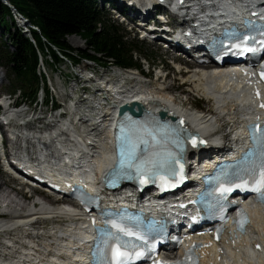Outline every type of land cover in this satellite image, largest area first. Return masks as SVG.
<instances>
[{"label":"bare ground","instance_id":"obj_1","mask_svg":"<svg viewBox=\"0 0 264 264\" xmlns=\"http://www.w3.org/2000/svg\"><path fill=\"white\" fill-rule=\"evenodd\" d=\"M137 1L141 5L139 10H136V7L132 5V0H121L117 3V6L119 8L126 7V4L130 6L132 9H128L129 20L133 21L137 18L143 24V27L154 36H163L166 39L175 40L173 36L176 35V29L171 16L189 18V10L186 6L182 11L172 12L168 0L162 5L158 4L156 0L150 1L147 5L144 4L143 0ZM184 2L187 5L191 0H185ZM146 6H149L148 9H146ZM176 38L181 40L182 43L185 42L181 35L176 36ZM128 74L131 76L136 75L134 72ZM161 79L163 80V78ZM185 82L190 84L191 92L205 101H209L206 110L195 107L194 109H188L177 103L171 96L166 95L165 89L161 88L158 89L160 91L155 92L150 84L139 86L141 94L131 99L142 102L157 101L161 104L162 109L166 110L168 116L176 114L183 116L190 123V127L201 132V135L205 138L202 153L208 152L211 156L206 155V158L211 159L214 154L206 149L215 146L216 151L222 152L225 148L222 141L226 138V135L233 134L234 129L238 128L242 119L256 110L251 97H248L247 94L250 90L255 92L258 89L261 90L260 85L248 73L227 74L222 73L221 70L210 72L207 69L190 72L185 78ZM84 83H89L97 96H100L99 99L104 97L102 95L106 93L105 87L93 83L87 77H85ZM71 92L73 94L68 97V100L70 99L72 102L69 103L70 110L68 106L66 107L68 112L71 113L68 115L74 116L77 122L81 123L79 124L81 128L79 131H83L78 132L74 128L73 132L76 133L75 136L77 135L80 138L79 143L84 145L82 149L89 150L91 148L96 153L89 164L91 168H94V171L92 170L93 174L97 175L109 165L108 151L110 146L108 143L110 140L106 136L103 137L102 134H98L96 138L102 136V140L96 144V139L85 137L86 123L80 121L83 119L78 111L79 109L85 110L89 106H84L85 103L82 99L74 94V87H72ZM131 99L125 98L119 103L113 102L117 105L110 103L113 109L111 112L114 113V110H117V107L121 104L130 103ZM99 103L100 101L95 102L96 107L99 106ZM25 106H28L27 102ZM72 110H75V113L72 114ZM20 115L21 113L17 116ZM34 117L39 123L44 119L42 105L37 109ZM55 117L52 115L50 118ZM72 120L69 118V124L76 127V125H73ZM75 141H78V139L76 138ZM94 143L96 149H94ZM36 152L37 149L31 147V153L35 154ZM49 153L57 157L60 151L57 149V151L52 153L50 151ZM196 155L191 154L189 156L190 164L196 161ZM18 163L19 165L23 164L20 160ZM209 163L205 165L208 170L210 169ZM3 185L1 184V191ZM41 199L42 202L35 206L32 205V202L26 203L23 196L11 199L8 193L5 197L4 194H0V207L6 204L5 207H2L0 213L10 215L7 220L0 219V264H90L87 255L90 242L89 240H81L83 237L82 232H84L81 230L82 228L73 229V226H76L79 221V214L70 212L65 206L47 200L46 197ZM255 211H257L255 222L249 227L246 234L232 233L228 238L217 244L206 241L209 246L202 252L204 264H264V207H259ZM256 247L259 250H256Z\"/></svg>","mask_w":264,"mask_h":264},{"label":"trees","instance_id":"obj_2","mask_svg":"<svg viewBox=\"0 0 264 264\" xmlns=\"http://www.w3.org/2000/svg\"><path fill=\"white\" fill-rule=\"evenodd\" d=\"M5 1L38 30L30 31L33 44L15 26L11 9L0 1V65L8 72L10 91H19L31 102L41 82L45 86L44 76L40 78L36 70L39 54H49L51 62H45L50 66L61 62L56 50L73 63L80 57L100 60L87 50L75 51L67 42L70 36L83 38L88 49L112 59L121 68L140 67L133 57L139 47L125 40L124 32L103 16L95 0Z\"/></svg>","mask_w":264,"mask_h":264},{"label":"snow or ice","instance_id":"obj_3","mask_svg":"<svg viewBox=\"0 0 264 264\" xmlns=\"http://www.w3.org/2000/svg\"><path fill=\"white\" fill-rule=\"evenodd\" d=\"M260 34L264 36V31ZM235 35L234 33L229 34V39ZM249 38L247 35L238 37L240 42L234 44L233 47L239 49L241 54L257 51L256 48L248 46ZM251 39L255 41L256 37L251 36ZM261 76L264 78V70ZM261 106L264 107V105ZM119 130V155L121 157L118 164L119 171L129 176L138 174L141 177L145 174L161 177L176 174L175 164L178 161L173 154L156 150L158 145L167 143L171 136L168 130L162 126L152 129L136 122L121 125ZM256 131L258 130L253 132V139L254 143L259 145V150L255 153L250 152L243 162L233 165L235 170L231 173L225 170L222 176L229 186L221 187L219 190L221 194L231 192L234 188L250 191L256 194L258 202L264 203V133L257 136ZM141 145H144L143 149ZM193 146H195V141H193ZM253 155L255 159H252ZM220 179L221 177L218 176L217 180ZM144 182L143 179L140 180V183ZM244 223L246 220H241V227ZM105 224L106 228L99 230L100 238L96 249L98 264H132L135 259L144 255L143 252L136 250L141 245L136 244L132 239L135 237L136 241H142L143 236L117 221L108 220ZM144 242L146 243V240Z\"/></svg>","mask_w":264,"mask_h":264},{"label":"rangeland","instance_id":"obj_4","mask_svg":"<svg viewBox=\"0 0 264 264\" xmlns=\"http://www.w3.org/2000/svg\"><path fill=\"white\" fill-rule=\"evenodd\" d=\"M3 4H5L7 7H9L12 11V7L5 1V0H0ZM97 7L100 9L101 13L103 14L104 17H106L109 20H114V18L109 17L110 15V11L106 10L105 5H103L101 3V0H95ZM112 18V19H110ZM118 24L119 22L116 21ZM120 25V24H119ZM119 29L124 31V33L126 34V39L128 42H134L133 38L134 36L132 34H130L128 32V28H124V26L120 25ZM1 30V29H0ZM1 36V34H0ZM67 42L69 44V46H71L75 51L76 50H84L96 57L98 59V57H100V55L94 53L93 51H91L90 49H88L85 40L79 36H70L67 37ZM138 39V38H137ZM139 40V39H138ZM136 43V41L134 42V44ZM136 45L139 47V49L133 54V57L135 58V60L138 62V64H140L139 61V57L141 58H145L149 64H154V65H158L160 66L161 64H164L167 69H171L170 65L164 61V58H162V55L160 54L159 51L155 50V47L153 45H148L145 42H140L138 41V43H136ZM56 52V51H55ZM48 54V53H47ZM44 57V56H43ZM61 58V62L59 64H55L53 66L48 65L47 63H44L45 66L44 68L41 67V64H39L40 67V73H43L42 70H44V77L46 79V81L48 82L49 85V89H51V92L53 94H55L56 98L58 101H61V95L63 94V92L65 91V94H69L66 95V97L68 98L71 94H72V87H74V78L80 76V71H82L83 69L91 68V71H102V68L104 67V65H107V67L109 66L108 70H113L114 67L110 66L109 63L104 62V58H101V61H97L96 63L93 61V59L86 57L85 59L83 57H80L79 62L77 63H73L72 60H70L68 57H65L64 55H60ZM47 60L50 61V57L49 54L47 55V57L45 58ZM90 61V62H89ZM51 62V61H50ZM144 70H146V66L144 65ZM7 70H5V68H3L0 65V94L2 93H8L10 91V80H9V75L8 72H6ZM37 72H38V68H37ZM39 73V72H38ZM145 73V72H144ZM40 75V74H39ZM65 82V84H64ZM146 82H148L150 84V87L156 92L160 91L158 89H165V94L171 96L172 98H174L176 100L177 103H180L182 105H184L185 107H187L188 109H191L194 107L197 109H202V110H206L207 109V104L209 103V101H205L204 99L200 98V96L195 95L193 92H191V87L190 84L188 82H185L182 85V81L178 78L172 75H170L169 77H167L166 80H162V79H157L154 75L151 76V78L147 77ZM148 84V85H149ZM63 85H65V88L63 89ZM18 93H15V97H17ZM21 102H28L27 99L25 98H20ZM24 107V106H22ZM47 108H49V104L47 105ZM45 119L46 116H45ZM8 182V184H7ZM1 184H4L2 187V191L0 189V194H4V197L6 196V193L9 194L11 199H15V197H20L22 195V193H16L13 194V192H11L7 187H9L12 182L11 181H7L2 175L0 176V187ZM9 185V186H5ZM6 192V193H3ZM21 199V198H20ZM49 200V199H47Z\"/></svg>","mask_w":264,"mask_h":264},{"label":"water","instance_id":"obj_5","mask_svg":"<svg viewBox=\"0 0 264 264\" xmlns=\"http://www.w3.org/2000/svg\"><path fill=\"white\" fill-rule=\"evenodd\" d=\"M134 106V105H133ZM129 110L133 112L132 108L128 107L127 105L119 107V114H122L124 111Z\"/></svg>","mask_w":264,"mask_h":264}]
</instances>
